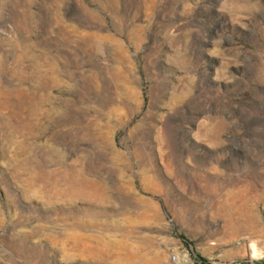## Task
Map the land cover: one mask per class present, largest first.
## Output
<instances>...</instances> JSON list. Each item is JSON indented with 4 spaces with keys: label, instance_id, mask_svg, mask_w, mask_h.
<instances>
[{
    "label": "rangeland",
    "instance_id": "374dc122",
    "mask_svg": "<svg viewBox=\"0 0 264 264\" xmlns=\"http://www.w3.org/2000/svg\"><path fill=\"white\" fill-rule=\"evenodd\" d=\"M264 264V0H0V264Z\"/></svg>",
    "mask_w": 264,
    "mask_h": 264
},
{
    "label": "built area",
    "instance_id": "2783aa9c",
    "mask_svg": "<svg viewBox=\"0 0 264 264\" xmlns=\"http://www.w3.org/2000/svg\"><path fill=\"white\" fill-rule=\"evenodd\" d=\"M170 264H203V260L195 254L191 245L181 238L169 246Z\"/></svg>",
    "mask_w": 264,
    "mask_h": 264
}]
</instances>
